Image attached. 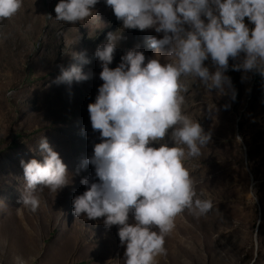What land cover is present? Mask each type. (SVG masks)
<instances>
[{
    "label": "rangeland",
    "instance_id": "rangeland-1",
    "mask_svg": "<svg viewBox=\"0 0 264 264\" xmlns=\"http://www.w3.org/2000/svg\"><path fill=\"white\" fill-rule=\"evenodd\" d=\"M58 2L23 0L15 16L0 21V264H14L17 255L28 264H124L118 226L105 228L103 217H75L72 208L73 198L87 190L81 179L99 182L92 165L81 167L101 142L87 109L103 83L95 51L108 32H116L122 38L110 68L136 46L145 63L150 58L162 64L175 61L149 46L163 33L124 29L105 0L76 24L55 20ZM245 23L254 27L247 18ZM80 52H86L90 63L72 58ZM242 59L243 53L237 60L229 58L225 72L235 90L234 101L231 89L228 95L215 90L210 95L195 77H182L187 87L182 112L212 132L210 144L199 157L186 158L184 167L197 197L211 199L213 209L204 216L187 209L178 215L165 237L167 255L157 256L155 264H264V77L232 70ZM69 64L92 77L79 84L54 83L59 66ZM204 66L216 70L210 57ZM9 91L14 95L9 97ZM210 101L219 109L211 117ZM226 104L230 107L225 110ZM170 133L150 146H182ZM42 136L67 166L71 183L57 193L44 188L41 206L33 213L20 202L25 186L20 162H42Z\"/></svg>",
    "mask_w": 264,
    "mask_h": 264
},
{
    "label": "clouds",
    "instance_id": "clouds-1",
    "mask_svg": "<svg viewBox=\"0 0 264 264\" xmlns=\"http://www.w3.org/2000/svg\"><path fill=\"white\" fill-rule=\"evenodd\" d=\"M98 2L59 0L55 20L76 24L89 17ZM105 4L124 29L163 33L162 38L153 37L149 46L166 52L175 62L162 64L150 58L145 63L144 53L136 46L113 69L109 65L121 34L108 32L106 42L97 46L95 57L103 83L87 109L101 142L93 146L81 167L92 165L99 182L80 180L87 190L73 198V215H85L88 220L103 217L105 228L118 226L120 245L125 246L124 264H155L157 256L167 255L165 237L175 228L178 215L187 209L204 216L213 209L211 199L197 197L184 167L186 158L199 157L201 149L210 144L212 132L182 112V93L187 92L182 77H195L210 95L213 90L228 95L231 89L233 101L235 90L225 75L229 58L237 60L243 53L232 70L264 77V0H105ZM22 6L23 0H0V21L11 19ZM209 57L214 72L204 66ZM72 58L82 65L90 63L86 52L72 53ZM59 67L57 85L79 84L93 75L75 64ZM222 107L226 110L230 105ZM218 111L210 101L207 115ZM169 130L182 146H150L164 141ZM38 149L42 162H20L25 181L20 202L33 213L41 206L44 188L57 193L71 183L67 166L43 136ZM130 213L133 223H129ZM14 264H28V260L17 255Z\"/></svg>",
    "mask_w": 264,
    "mask_h": 264
},
{
    "label": "trees",
    "instance_id": "trees-1",
    "mask_svg": "<svg viewBox=\"0 0 264 264\" xmlns=\"http://www.w3.org/2000/svg\"><path fill=\"white\" fill-rule=\"evenodd\" d=\"M78 264H83V263H78Z\"/></svg>",
    "mask_w": 264,
    "mask_h": 264
}]
</instances>
